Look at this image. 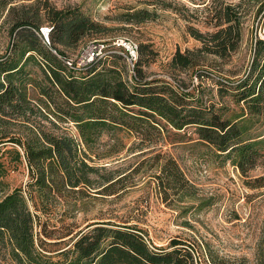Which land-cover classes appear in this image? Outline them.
Returning a JSON list of instances; mask_svg holds the SVG:
<instances>
[{
    "label": "rangeland",
    "instance_id": "374dc122",
    "mask_svg": "<svg viewBox=\"0 0 264 264\" xmlns=\"http://www.w3.org/2000/svg\"><path fill=\"white\" fill-rule=\"evenodd\" d=\"M260 1L263 0H18L14 4L24 5L23 8L0 19V55L22 60L31 53L34 60L25 68L38 73L42 57L35 51L22 54L27 50L23 44L25 32L13 31L12 26L19 20L38 24L39 34H36L43 44L40 27L51 26L47 9L69 12L70 18L83 19L90 27L93 24V28L80 35L74 48L58 45L65 52V57L60 59L65 64L70 61L76 75L85 74L88 62H83V56L87 46L97 45V57H100L106 49L116 48L112 42L119 37L138 45L148 44L145 53L148 63L141 66L146 79L163 77L173 86L179 85L188 93L185 107L202 110V116L216 123L237 121L246 127L242 139L257 140L264 137V106L261 114L250 115L239 98L243 84L257 87L264 71V44L257 42L264 40L261 38L264 10H259ZM136 10H147L149 17L140 23L123 22L128 12ZM226 11L231 12L233 21L224 22ZM229 24L233 32H239L233 50L223 55L199 51L203 42L193 35V30L205 34ZM232 36L234 40V33ZM177 50L194 51L192 60L197 64L185 69L171 68L167 63ZM125 64L128 74H132L126 58ZM140 113L151 117L147 111ZM37 119L44 129L56 135L64 132L77 136L73 122L52 125L40 117ZM142 125L150 143L141 146V150L133 148V143L139 140L137 135L126 129L103 132L94 144L98 152L108 155L88 160L99 168V173L90 177L126 174L113 186L115 193L90 192L81 196L63 192L50 202L49 213L42 215L46 220L42 228L50 237L48 241H54L51 238L57 236L63 241L44 245L47 254L54 260L63 259L57 252L68 248L76 235L91 229L95 222H109L136 224L153 249L170 250L173 239L181 240L190 246L196 264H264V181H257L264 167L242 173L232 158L201 139L193 124L175 129L165 123L161 133ZM28 126L19 118L12 119L3 129L10 135L26 131ZM160 147L177 162L187 180L188 194L179 197L171 190L164 199L158 186L160 180L156 178L160 173L159 161L154 157ZM261 147L263 156L259 160L264 162V142ZM5 148H1L0 154ZM2 158L10 159L11 154L4 152ZM2 181L0 199L13 188L27 191L29 176L25 163L12 161ZM32 193L33 202L29 205L40 213L39 194ZM69 229L72 232L66 235ZM35 230L41 231V225ZM11 248L6 237L0 239V264H17Z\"/></svg>",
    "mask_w": 264,
    "mask_h": 264
},
{
    "label": "trees",
    "instance_id": "16d2710c",
    "mask_svg": "<svg viewBox=\"0 0 264 264\" xmlns=\"http://www.w3.org/2000/svg\"><path fill=\"white\" fill-rule=\"evenodd\" d=\"M17 1L0 0V19L17 8H23L24 5L14 4ZM259 10H264V0L260 1ZM230 13H223L225 23L233 21ZM47 17L51 26L48 42L44 41L43 44L37 35L38 24L19 20L12 26L13 31L21 29L25 32L23 44L27 50L22 54L35 51L42 57L38 73L25 68L30 60H34L31 53L22 60L0 55V150L6 147L0 154V192L4 188L2 178L12 161L24 162L29 176L27 191L20 187L13 188L0 199V239L6 237L9 240L11 254L17 264H196L190 246L181 240L173 239L170 250L153 249L136 224L109 222H95L91 229L76 235L68 248L57 252L63 259L54 260L51 254H47L44 245L63 240H60L61 236L51 238L55 239L52 242L47 240L50 237L44 234L42 227L46 220L42 215L49 213L50 202L63 192L81 196H87L90 192L115 193L113 186L122 181L126 174L92 178L90 174L97 175L99 168L88 162L93 161V156L100 158L108 155L94 147L98 137L108 130L126 129L137 135L139 140L133 143V148H140L150 143L149 136L142 132L141 124L159 133L165 123L175 129L193 124L200 138L232 158L233 164L242 173L257 166L264 167V162L259 160L263 156L261 145L264 137L242 139L246 131L244 125H239L237 121L216 123L207 119L202 116V110L185 107L184 99L188 93L179 85L173 86L163 77L146 79L141 68L148 63L145 58L148 44L145 43L138 45L133 64L128 63L132 74H128L125 58L119 53L122 50L110 48L86 64L84 75H76L77 70L71 66V62H66L68 66L60 59L65 57V52L58 45L74 48L80 35L93 28V24L90 27L85 20L70 18L69 12L53 8L47 9ZM148 17L147 10H136L128 12L123 22L140 23ZM192 33L203 42L199 51L219 55L233 50L235 42L239 40V32H233L231 24L215 32L202 34L193 30ZM257 42L264 44L261 39ZM193 55L194 51L177 50L167 64L180 69L195 66L197 63L192 60ZM257 84V87L254 84L247 87V83H244L240 92L239 99L245 102L247 114L250 115L262 113L264 71ZM136 109L137 112L134 111ZM143 110L149 112L151 117L140 113ZM37 117L52 125L73 122L77 136L64 132L56 135L44 129ZM19 118L29 124L26 131L7 135L3 126ZM4 152L11 154V158L3 159ZM154 157L159 161L160 173L156 178L160 180L158 186L164 199L171 190L179 197L188 194L185 192L187 180L177 162L162 147ZM159 158H162L161 162ZM260 180L264 181V172L257 178V181ZM32 192L39 194L40 213L29 205L30 201L33 202ZM40 225L41 231L37 232L35 228ZM71 232L72 229H69L66 235Z\"/></svg>",
    "mask_w": 264,
    "mask_h": 264
},
{
    "label": "built area",
    "instance_id": "2783aa9c",
    "mask_svg": "<svg viewBox=\"0 0 264 264\" xmlns=\"http://www.w3.org/2000/svg\"><path fill=\"white\" fill-rule=\"evenodd\" d=\"M50 28L45 26L40 28L41 34L44 36V41L48 42V32ZM261 38L264 39V29L261 32ZM112 44L116 47L121 49L119 51L124 57L126 58L127 62L132 65L137 57L138 52V43L128 39L126 37H119L116 38ZM96 55H98V47L97 45L89 46L83 56V62H90Z\"/></svg>",
    "mask_w": 264,
    "mask_h": 264
}]
</instances>
